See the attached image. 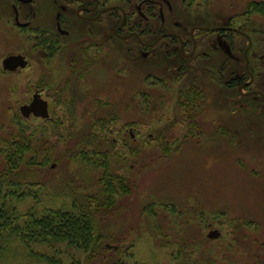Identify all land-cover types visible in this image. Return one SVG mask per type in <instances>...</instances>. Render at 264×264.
I'll list each match as a JSON object with an SVG mask.
<instances>
[{
	"label": "rangeland",
	"instance_id": "rangeland-1",
	"mask_svg": "<svg viewBox=\"0 0 264 264\" xmlns=\"http://www.w3.org/2000/svg\"><path fill=\"white\" fill-rule=\"evenodd\" d=\"M169 1L167 30L231 21L251 38L250 63L257 50L264 65V15L249 7L264 0ZM107 17L83 24V44L61 38L51 50L0 19V207L16 228L1 237L0 264H264V109L243 115L236 87L211 90L212 76L180 68L169 46L152 61L131 59ZM212 36L214 66L231 61L240 75L247 41L233 35L226 55ZM17 54L27 65L4 70ZM199 78L197 97L189 89ZM36 92L46 119L20 113ZM12 142L29 147L14 171L3 149ZM107 174L125 179L123 193H104ZM86 207L106 249L98 258L31 236L32 219Z\"/></svg>",
	"mask_w": 264,
	"mask_h": 264
},
{
	"label": "flooded vegetation",
	"instance_id": "flooded-vegetation-1",
	"mask_svg": "<svg viewBox=\"0 0 264 264\" xmlns=\"http://www.w3.org/2000/svg\"><path fill=\"white\" fill-rule=\"evenodd\" d=\"M133 1L0 0V19L15 25L21 33H31L40 47L51 50L61 42V38L69 37V40L83 44V39L87 38L83 35V24L97 23L104 15H107V18L114 22L112 38L133 46L130 48L131 59L152 61L156 58L154 50L157 46L160 44L169 46L170 50L164 49V52L180 58L182 60L180 68L187 66L186 64L191 67L190 64H192V70L196 69L203 74L207 72L212 76V79L208 81L210 88L212 87L211 90L216 87L225 93L236 87L239 96L244 99L241 103L243 115L254 114L259 118L264 109L262 52L256 50L258 54L256 63H250L248 53L252 47V41L245 31L233 27L231 21L213 27L204 26L203 22H199L190 26L188 32L184 31L182 24L176 22L174 31H169L166 26L167 15L173 12L169 0ZM48 9H50V15H44ZM99 32L100 36H103L104 33H108V30L105 31L101 26ZM212 35H218L224 41L223 43L227 46L225 51L228 50L227 53L224 52L226 55L231 53L233 35L243 37L247 41L242 54L244 64L240 75L235 69H231V61L226 62L225 65L220 64L219 67L214 66L212 62L215 56V40ZM17 55L23 56L26 60L24 55ZM202 81L200 78L197 79V84L193 83L192 89H189L194 90L197 97L202 93L198 87V84L203 86ZM36 93L41 97L40 92ZM257 109L261 111L258 112ZM251 110H255L254 113ZM245 123L247 128L248 121Z\"/></svg>",
	"mask_w": 264,
	"mask_h": 264
},
{
	"label": "trees",
	"instance_id": "trees-1",
	"mask_svg": "<svg viewBox=\"0 0 264 264\" xmlns=\"http://www.w3.org/2000/svg\"><path fill=\"white\" fill-rule=\"evenodd\" d=\"M249 7L254 8V11L264 15V3H252ZM1 140V139H0ZM90 140L88 137L86 139ZM23 142L26 143L24 140ZM92 142V141H91ZM1 143V141H0ZM7 146L4 145L5 157L8 159L10 171L17 170L19 163L25 158L24 154L29 149L25 144L19 142H12ZM3 180H0V182ZM125 179L122 177L111 176L109 174L105 175L103 181L101 182L102 189L108 197H113L117 193H123ZM1 187V185H0ZM79 208L78 213L70 212H51L49 215L41 217L39 219H32L28 223V228L31 232V236L36 239H41L45 241L47 239L66 241L69 245L79 247L85 252H88V260L93 258H98L96 255L98 250L104 249L101 235L98 234L97 227L98 223L96 221V214L89 211V208L85 209ZM12 219L9 212L4 206L0 207V240L4 232L16 230L12 228ZM52 262V261H51ZM52 264H54L52 262Z\"/></svg>",
	"mask_w": 264,
	"mask_h": 264
},
{
	"label": "water",
	"instance_id": "water-1",
	"mask_svg": "<svg viewBox=\"0 0 264 264\" xmlns=\"http://www.w3.org/2000/svg\"><path fill=\"white\" fill-rule=\"evenodd\" d=\"M237 32V30H234ZM27 65V61L21 55H11L3 59L2 67L4 70L13 72L17 68H24ZM20 113L24 118H29L31 115L46 119L49 117L48 103L43 100L38 93L33 96L32 101L29 104L22 105L20 107ZM218 237V233L211 232L208 238L214 239Z\"/></svg>",
	"mask_w": 264,
	"mask_h": 264
}]
</instances>
